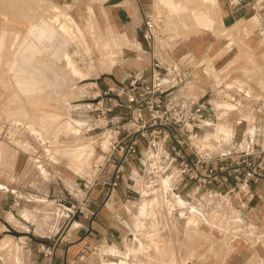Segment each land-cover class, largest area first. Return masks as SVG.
Returning <instances> with one entry per match:
<instances>
[{"label":"rangeland","instance_id":"rangeland-1","mask_svg":"<svg viewBox=\"0 0 264 264\" xmlns=\"http://www.w3.org/2000/svg\"><path fill=\"white\" fill-rule=\"evenodd\" d=\"M112 1L0 0V162L12 191L22 190L18 163L24 166V176L33 174V182H42V189L61 191L71 203L76 199L70 192L80 195L82 182L93 179V166L101 155L100 135L87 98L98 92L95 82L122 58L119 34L109 17L100 19ZM201 1L155 0L156 6H163L158 14L167 17L164 33H192L178 29L176 12L181 5L190 12L201 10ZM18 81L34 91H23ZM208 102L216 113L209 124L214 129H205L202 143H208L214 155L230 152L254 135V123L264 117V85L256 90L249 83H228ZM128 171L130 167L125 176ZM133 197L122 208L132 233L111 245L113 253L103 264H205L218 245L226 246L246 225L234 206L228 210L217 203V212L195 214L176 210L183 202L169 196ZM41 202L44 220H63L66 206Z\"/></svg>","mask_w":264,"mask_h":264},{"label":"crops","instance_id":"crops-1","mask_svg":"<svg viewBox=\"0 0 264 264\" xmlns=\"http://www.w3.org/2000/svg\"><path fill=\"white\" fill-rule=\"evenodd\" d=\"M236 1L217 0L214 10L208 4H199L202 9L193 8L188 16V10L177 11L178 29L192 33L178 36L164 33L155 42L157 58L164 66H173L186 75L196 98L208 101L228 83H249L256 90L264 85V14L254 11L250 0L239 4ZM158 10L163 11V6H156L155 0H113L108 10L102 11L100 19L109 17L123 47L120 63L101 82H96L99 90L124 80L130 71L147 69L149 48L142 38L141 29L145 14L150 11L158 13ZM160 16L164 27L167 17L164 12ZM104 45L110 50L108 44ZM85 80L83 78L79 82ZM17 83L23 91H34L24 88L20 81ZM232 93L239 96L238 90ZM230 128L236 132L238 127L232 124ZM240 128L244 131L246 126ZM205 129L211 131L214 128L209 124L204 126L202 137ZM254 130V134L264 133V117L258 116ZM1 167L2 162L0 264H103V259L113 253L111 245H119L121 239L131 235L132 229L122 214L123 206L134 199L123 184L127 176L109 198L96 187L89 191L81 190L80 195L70 192L71 199H76L71 203L61 191L52 190V187L42 189V182H33V174L28 175L29 179L24 176V166L19 163L17 176L23 177L19 184L22 190L12 191L2 177ZM247 198L252 213L237 202L232 203L246 224L244 232L231 237L226 246L218 245L205 264H264V182L255 184ZM41 201L66 206L63 220L56 222L49 216L44 220L39 211ZM69 205L74 207L70 211ZM8 248L10 251H6ZM81 257L83 259L78 261Z\"/></svg>","mask_w":264,"mask_h":264},{"label":"built area","instance_id":"built-area-1","mask_svg":"<svg viewBox=\"0 0 264 264\" xmlns=\"http://www.w3.org/2000/svg\"><path fill=\"white\" fill-rule=\"evenodd\" d=\"M250 1L254 11L264 14V0ZM141 35L149 48L147 69L130 71L87 98L101 155L93 179L83 181L82 189L99 187L109 198L134 166L123 184L139 199L169 196L183 202L176 210L195 214L215 213L217 203L230 210L237 202L252 213L247 197L255 184L264 182V133L214 155L201 136L215 116L211 105L196 98L183 72L157 58L154 45L164 36L160 14H145Z\"/></svg>","mask_w":264,"mask_h":264},{"label":"bare ground","instance_id":"bare-ground-1","mask_svg":"<svg viewBox=\"0 0 264 264\" xmlns=\"http://www.w3.org/2000/svg\"><path fill=\"white\" fill-rule=\"evenodd\" d=\"M201 2H204V4H205V6H206V4H208L209 5V7H211L213 10L215 9V8H217V0H202ZM200 4V3H199ZM204 6V5H203ZM200 7V6H199ZM195 9H197V8H195ZM198 9H200V8H198ZM204 9V8H203ZM206 9V8H205ZM204 9V10H205ZM210 9V8H209ZM27 10H29V9H27ZM186 9L185 8H182V11H185ZM219 10V9H218ZM179 11V10H178ZM210 11V10H209ZM26 12V11H25ZM211 12V11H210ZM215 12V11H214ZM181 13V12H180ZM179 13V14H180ZM212 13H213V11H212ZM15 14V13H14ZM34 14V13H33ZM210 14V13H209ZM23 15V14H22ZM185 15V14H184ZM188 15H190V12L188 11V14H187V16ZM216 15V14H215ZM191 16H192V14H191ZM211 16V15H210ZM33 17V16H32ZM178 17H179V15H178ZM183 17V16H182ZM186 18V17H185ZM212 18V17H211ZM183 20V19H182ZM188 20H190V18L188 19ZM180 22H181V20H180ZM247 22V21H246ZM251 23V22H250ZM185 24H186V22H185ZM244 24V23H243ZM65 25V24H64ZM184 25V24H183ZM191 25V24H190ZM242 25V24H241ZM244 25H246V24H244ZM249 25V24H248ZM247 25V26H248ZM191 27H194V26H191ZM64 28V27H63ZM185 28V27H184ZM195 28V27H194ZM240 28H241V26H240ZM242 28H244V27H242ZM248 28H250V27H248ZM179 29H180V27H179ZM189 29V28H188ZM188 29L186 28V30L188 31ZM246 29V28H245ZM243 30V29H242ZM244 31H246V30H244ZM247 34V33H246ZM158 40V39H157ZM117 41V40H116ZM115 51V50H114ZM113 53V52H112ZM108 54V53H107ZM106 58V57H105ZM107 60V59H106ZM104 61V60H103ZM4 85V84H3ZM221 111V110H220ZM223 112V111H222ZM35 114V113H34ZM246 132H244L243 134H245ZM242 134V135H243ZM206 142V141H205ZM207 143V142H206ZM205 144V143H204ZM208 144V143H207ZM1 188H2V186H0ZM5 189V188H4ZM242 231V230H241ZM7 241V240H6ZM4 242V241H3ZM227 242V241H226ZM10 244V243H9ZM17 264V263H16Z\"/></svg>","mask_w":264,"mask_h":264}]
</instances>
